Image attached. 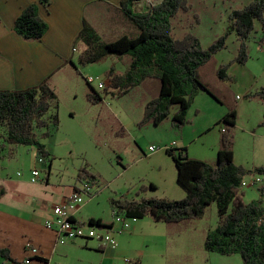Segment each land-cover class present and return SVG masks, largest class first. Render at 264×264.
<instances>
[{
    "label": "trees",
    "instance_id": "1",
    "mask_svg": "<svg viewBox=\"0 0 264 264\" xmlns=\"http://www.w3.org/2000/svg\"><path fill=\"white\" fill-rule=\"evenodd\" d=\"M118 1L121 12L138 28V36L125 35L107 43L84 20L75 41V47L81 51L79 61L82 65L99 63L109 56L130 57L126 72L118 73L114 68L107 72L110 90L106 88L104 92L121 98L147 80L159 81V96L146 104L140 127L150 123L160 125L171 116L173 108H177L172 116L174 126L183 127L188 124V111L201 92L226 105L228 113L220 121L226 127L215 166L189 158L185 148L166 150L175 163L177 181L187 192L184 199L124 198L112 201L114 210L127 219L150 217L155 222L180 224L201 219L206 209L215 204L219 224L208 233L204 248L222 256L240 255L243 264H264L262 201L246 204L240 199L247 177L259 175L262 184L259 191L264 194V166L246 170L234 162L233 130L238 116L235 107L227 102L228 90L223 84L229 79L230 64L217 66L215 62V55L226 48L227 35L208 49L195 34L176 37L173 19L192 8L188 0ZM145 1H151V4H145ZM40 3L47 8L50 0H40ZM229 20L240 44L235 61L244 65L249 58L248 41L256 21L261 23L264 32V0H253L243 9L233 11ZM15 31L24 39L36 42L45 36L48 24L40 16L37 5L32 4L22 11L15 22ZM89 86L92 92L88 94V100L94 104L103 101L101 92ZM253 97L264 103V88L248 95L249 99ZM59 128L58 96L49 80L22 91L0 90V153L12 158L18 146H35L40 155L49 157L46 146L40 141L53 136ZM78 180L98 184L96 176L86 168L79 171ZM150 190L154 191L156 187L151 184ZM90 224L103 226L101 220L93 219ZM0 257L23 264L13 259L8 249H0Z\"/></svg>",
    "mask_w": 264,
    "mask_h": 264
},
{
    "label": "rangeland",
    "instance_id": "2",
    "mask_svg": "<svg viewBox=\"0 0 264 264\" xmlns=\"http://www.w3.org/2000/svg\"><path fill=\"white\" fill-rule=\"evenodd\" d=\"M188 1L192 8L187 12H180L173 19L175 35L181 38L187 33L195 34L205 49L227 35L226 48L215 55V62L217 66L230 64L227 70L229 79L223 82L228 90V104L235 107L237 116L240 104L245 108L240 112V119L237 118V124L233 130V151L237 158L234 162L246 170L262 167L264 156L260 147L257 148L254 141L252 144L248 138L245 139L242 136L248 137L247 134L251 129H264L263 101L258 97L248 98L249 94L264 88V32L261 23L256 21L248 41L249 58L244 65H241L235 61L240 44L229 20L233 11L243 9L253 0ZM145 2L151 4V1ZM90 20L99 27L98 33L103 39L106 37L104 40L107 43H112L125 35L135 38L139 34L138 28L122 12L115 10L108 9L106 13L100 10L96 14L91 12ZM79 57L77 54L74 59L76 69L68 70L72 71V74L68 77L65 74L62 77L56 92L59 101V131H56L51 138L40 141L52 155L43 157L35 146H18L15 156L9 158L3 154L5 156L3 161H12L16 170L25 171L29 170L35 161L38 163V159L41 158L44 163L39 164L38 168L44 180L47 178L49 163L55 158L54 179H61L66 186L72 184L82 168L88 169L96 176L98 184L93 185V193L96 194L93 196L94 199L85 197V201H89L87 204H90V214L97 213L103 217H110L111 198L119 200L124 197L128 200H138L150 198L146 197L147 193L159 196L167 192L172 193V190L166 189L162 183L160 188L156 186L158 190H150L151 183H148L146 178H160V171L147 162L139 161L138 158L143 155V151L147 152L149 146L161 148L160 140L169 136L171 131L180 132L181 128L193 127V123L188 120V124L177 130L171 127L172 117L170 116L158 126L150 123L140 127L139 123L144 118L143 102L155 92L149 94L145 87L119 98L111 93L106 94L104 92L106 89L98 88L100 83H108L107 72L110 69L114 68L118 73L126 72L130 57L109 56L99 63L89 65H82ZM89 77L94 79V83L90 85L101 92L104 98L97 104L91 103L87 98V95L92 92L87 83ZM157 82L160 85V82ZM114 94L118 95V92ZM216 102L212 101L214 108H203L204 114L196 120V125L200 122L212 124V116H220V121L223 119L221 116L228 113V107ZM194 110L195 108H192V111ZM250 122L254 123L253 126ZM121 126H124L127 132L122 138L116 137L115 133ZM225 127L221 123H214L211 125L213 129L209 135L205 134L191 144L189 142L193 140V136L190 135L187 147L188 157L206 159L214 154L216 156L215 145L217 140L221 141L222 129ZM138 143L143 149H140ZM120 158L123 161H120ZM257 178L260 179V176L257 175ZM249 179L250 177H247L245 181L248 182ZM261 186L262 184L259 183L243 188L240 198L246 204L262 201L264 207V194L259 191ZM168 198L176 197L169 194ZM188 223L191 224H188L187 229L196 233L193 239L194 246L204 249L200 242L201 234L207 229H216L219 224L216 205L209 206L201 219ZM176 227L178 230H183L181 226L176 225ZM85 228L90 227L85 226ZM186 241L189 242L185 239V244ZM212 255H216L219 260H212L211 264H243L240 255L231 257ZM78 260L83 261L80 264H101V260L98 261V257L88 250L74 252L69 264H76ZM147 262H150V259L146 257L145 263Z\"/></svg>",
    "mask_w": 264,
    "mask_h": 264
},
{
    "label": "crops",
    "instance_id": "3",
    "mask_svg": "<svg viewBox=\"0 0 264 264\" xmlns=\"http://www.w3.org/2000/svg\"><path fill=\"white\" fill-rule=\"evenodd\" d=\"M144 3L146 4V2ZM32 4L38 6L40 16L48 24V31L39 42L26 40L15 31L17 18L25 8ZM108 9L121 12L119 1L50 0V5L46 8L40 3V0H0V90L22 91L49 80L50 85L57 92L62 77L65 74L66 77L72 74V71L68 70L76 69L72 63L75 64V56L80 55L81 51L75 47V41L83 28L84 20L95 30L97 29L98 33L99 27L90 20V13L96 14L100 10H104L106 13ZM104 85L110 90L109 81ZM145 87L149 94L152 92L155 94L144 100L143 110L146 104L158 98L160 93V85L155 80H147L131 92ZM112 92L115 91L112 90ZM212 101L216 102L209 94L201 92L187 114V119L193 123V127L181 128L180 132L176 131V133L171 131L169 136L160 140L161 148L158 146L157 151L151 152L150 148L155 146H149L147 152L143 151V155L138 158L139 161L147 162L154 169L160 171V178H146L148 183L158 188L162 183L166 189L172 190V193L167 192L162 196L147 193L146 197L168 198L169 194H172L176 198L168 199L181 200L187 196V192L177 181L175 163L166 150L185 148L187 151L189 144L199 137L211 133L213 129L211 125L219 124L220 116H212V124L200 122L199 125H196V120L204 114L202 113L203 108H214ZM192 108L195 110L192 111ZM244 109L240 104L238 119H240V112ZM176 112L177 108H173L171 117ZM224 116L225 114H222L221 117ZM262 121L263 119L260 123ZM172 122L171 127L178 130V127L174 126ZM253 124L250 122L251 126ZM126 132L125 127L121 126L115 136L122 138ZM190 135L193 136V140L188 144ZM247 136L242 137L248 138L252 144L254 141V145L257 148L260 147L264 156V129H251ZM138 146L143 149L139 143ZM219 149L220 142L217 140L216 156L214 154L206 159H193L215 166ZM47 151L51 156L52 153L48 149ZM4 159L5 156L0 153V249H8L13 259L19 263L69 264L74 252L83 250L94 253L98 257V261L101 260V264H125L126 258L130 259L133 264H211L210 261L219 260L216 255H212L217 253L194 246L193 239L196 233L188 230L187 226L191 224L188 222L195 220L180 224H166L155 222L152 218L146 217L128 221L130 229L123 230L122 224L115 218L113 206L110 210V217H103L97 213L90 214V204H87L89 201H85L78 207L73 216L74 222L82 226L95 227L101 233H110L116 240V245L110 247L98 239L68 240L65 244H60L57 233L47 229L45 225L54 219V208L63 204L77 188L82 186V182L78 180L77 175L69 186L64 185L61 179H54L55 158L49 163L47 178L43 180L40 176L37 183H32L30 171L32 172L35 168L39 169L38 165L42 163L35 161L29 170L19 171L14 168L12 161H3ZM120 161L123 159L120 158ZM234 161H237L235 153ZM156 179L161 180L157 181ZM96 180L98 181L97 178ZM157 187L156 190H158ZM94 195L96 196L95 193ZM93 199L94 197L91 198V200ZM113 200L118 199L111 198L110 202ZM241 201L243 202L242 199ZM93 219L101 220L103 226H91L90 221ZM176 225L181 226L183 230L176 229ZM210 231L207 229L201 234L200 242L203 246ZM185 239L189 240V242L186 241V244ZM146 257L150 259V262L145 263ZM28 261L30 263H27ZM82 262V260H78L76 264ZM0 264L15 263L0 257Z\"/></svg>",
    "mask_w": 264,
    "mask_h": 264
},
{
    "label": "built area",
    "instance_id": "4",
    "mask_svg": "<svg viewBox=\"0 0 264 264\" xmlns=\"http://www.w3.org/2000/svg\"><path fill=\"white\" fill-rule=\"evenodd\" d=\"M89 84L94 83L93 77L87 79ZM98 88L100 90H105L106 87L104 83H100ZM224 132V129H222ZM158 148L151 147L150 151L155 152ZM43 159H38V163H43ZM32 183H37L41 176V171L37 168L32 170ZM260 183V179L257 177H251L249 181H245L242 185V189L247 186H255ZM93 185L89 181H82V186L77 188L75 192L70 195L63 204L58 205L54 208V219L46 223V228L49 230H54L59 236V243L65 244L68 240L76 239H98L103 244L114 247L116 245V240L110 233H101L95 227H90L86 229L85 226L79 225L74 222L73 216L77 211L78 207L85 202V197L93 198ZM115 218L122 224L123 230L130 229L128 221L136 219H127L124 216H120L117 212H114ZM125 264H133L130 259L124 260Z\"/></svg>",
    "mask_w": 264,
    "mask_h": 264
}]
</instances>
